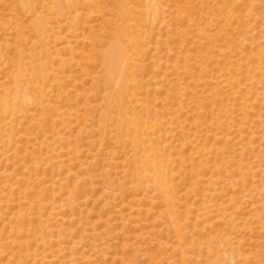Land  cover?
<instances>
[{
    "label": "rangeland",
    "instance_id": "rangeland-1",
    "mask_svg": "<svg viewBox=\"0 0 264 264\" xmlns=\"http://www.w3.org/2000/svg\"><path fill=\"white\" fill-rule=\"evenodd\" d=\"M155 1L0 0V264H264V0Z\"/></svg>",
    "mask_w": 264,
    "mask_h": 264
},
{
    "label": "bare ground",
    "instance_id": "bare-ground-1",
    "mask_svg": "<svg viewBox=\"0 0 264 264\" xmlns=\"http://www.w3.org/2000/svg\"><path fill=\"white\" fill-rule=\"evenodd\" d=\"M23 3L27 4V0H22ZM147 6H148V9L146 12H144V18L145 20H147L146 22L150 21V22H155L156 19H157V16H158V13H159V5L158 3L155 1V0H147ZM128 11H132L131 9L129 10V7H128ZM131 14V13H130ZM132 15V14H131ZM37 20V19H36ZM122 30V29H121ZM121 32V31H120ZM122 34V32H121ZM126 34V32H125ZM119 39V38H118ZM131 40V38H130ZM117 47L115 48V51L113 52H104L102 51V58H103V61L106 63L107 65V70H106V75H105V78H106V82L110 83V86L113 84L116 89V92H117V96L118 98L122 96L123 94V87L120 83V77L122 76V73H120L119 71V63H120V60L121 58L124 56V51H123V48L120 46V42L119 40L117 41ZM115 44H113L114 46ZM114 48V47H113ZM112 51V49H111ZM100 53V54H101ZM126 59V58H125ZM125 61V60H124ZM43 63V62H41ZM38 65H40L38 63ZM124 67V66H121V68ZM38 68V67H37ZM120 68V69H121ZM21 73V69H19L16 73V76H19ZM27 73V72H26ZM125 76V75H124ZM19 81V79H18ZM125 89V88H124ZM126 91V90H124ZM15 93H17V89L15 90ZM127 94V93H126ZM125 94V95H126ZM113 95V94H112ZM15 99L16 101H18L19 104H24L26 102V97L25 96H21V95H18L16 94L15 96ZM28 99V97H27ZM124 99V98H123ZM120 101V100H119ZM1 102V101H0ZM120 103V102H119ZM117 104V103H116ZM120 104H124L123 103H120ZM12 104L9 103V100L6 98L3 100L2 104H1V108L6 112L10 109H12ZM114 106V105H113ZM115 109V108H114ZM1 110V109H0ZM117 114V113H116ZM128 118V117H127ZM134 122L131 118L127 119L125 125H122V128L125 129V128H129V127H134ZM137 127V126H136ZM139 127V126H138ZM149 129V128H148ZM144 164L145 165H154V166H157V162H156V155H155V149L152 148L151 151H150V154L146 157V159L144 160ZM151 172H153V169L151 170ZM155 174V173H154ZM159 174V175H158ZM158 175V176H157ZM168 173L167 171H165V169H161V173L159 172H156L155 176L153 175L154 177V180H163V179H166ZM152 177V178H153ZM164 181V180H163ZM162 188L165 187V182H162L161 184ZM21 213V212H20ZM176 215H174L175 217ZM21 220V219H20ZM24 220V219H23ZM25 222V221H24ZM20 228V227H19ZM18 229V228H17ZM16 229V231H17ZM46 242V241H45ZM43 243V242H42ZM231 258V257H230Z\"/></svg>",
    "mask_w": 264,
    "mask_h": 264
}]
</instances>
